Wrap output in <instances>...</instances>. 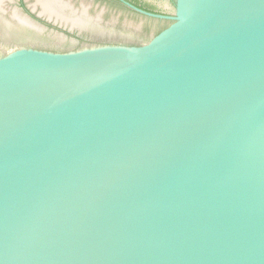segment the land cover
Returning a JSON list of instances; mask_svg holds the SVG:
<instances>
[{
	"label": "water",
	"instance_id": "1",
	"mask_svg": "<svg viewBox=\"0 0 264 264\" xmlns=\"http://www.w3.org/2000/svg\"><path fill=\"white\" fill-rule=\"evenodd\" d=\"M95 1L0 10V264H264V0Z\"/></svg>",
	"mask_w": 264,
	"mask_h": 264
},
{
	"label": "flooded vegetation",
	"instance_id": "2",
	"mask_svg": "<svg viewBox=\"0 0 264 264\" xmlns=\"http://www.w3.org/2000/svg\"><path fill=\"white\" fill-rule=\"evenodd\" d=\"M116 1L119 4H121L124 8L131 10V11H133L139 15H142V16H146V15L141 14L140 12L132 9L130 6L127 5V2L137 6L139 8H142V9H145L148 11H152V12H156V13H172V11H168V10L159 8L156 3L155 4L148 3V1H146V0H116ZM35 2H33V0H3V5H2L0 10H2V12H4V13H8L12 19L19 22L12 15L13 9L17 8V10L22 15L29 18L31 20V22L34 24V26L28 24L26 29L34 30V31H37L38 33H42V34L51 30L52 32L59 33L64 38H71L72 40H74L76 42H79L85 38L87 40V42L83 43V46L80 48L75 47V48L70 49V50L60 49L57 51L56 49H50L44 43H42V44H37V43L34 44L33 43V44L20 45V46L16 47V49H14V50L26 47V48H33V49H38V50L54 51V52H70V51H77V50L83 49L85 47L100 46V45H106V44L130 45V44L119 43V42L116 43V42H112L110 40H104V39H97L94 41H92V39H87L85 36H83L82 30H80L81 29L80 27H78L80 29H75L76 27H72L71 25H66L64 23H61L60 21L55 20L54 18H49L48 16L41 14V11H40L41 6L38 5V6L34 7ZM96 2L97 1L94 0V4ZM84 8H85V12L88 13L87 8L86 7H84ZM161 20H163V19H161ZM168 21H172V20H168ZM37 42L39 43V41H37ZM135 45H142V44H135Z\"/></svg>",
	"mask_w": 264,
	"mask_h": 264
}]
</instances>
